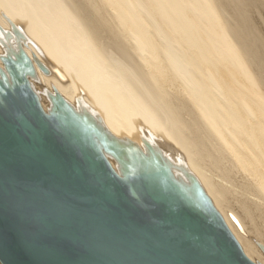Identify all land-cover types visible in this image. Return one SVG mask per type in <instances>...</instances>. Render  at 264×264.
<instances>
[{
    "label": "bare ground",
    "instance_id": "bare-ground-1",
    "mask_svg": "<svg viewBox=\"0 0 264 264\" xmlns=\"http://www.w3.org/2000/svg\"><path fill=\"white\" fill-rule=\"evenodd\" d=\"M19 49L45 111L58 93L193 176L264 264V0H0V56Z\"/></svg>",
    "mask_w": 264,
    "mask_h": 264
},
{
    "label": "water",
    "instance_id": "water-1",
    "mask_svg": "<svg viewBox=\"0 0 264 264\" xmlns=\"http://www.w3.org/2000/svg\"><path fill=\"white\" fill-rule=\"evenodd\" d=\"M0 60V264H257L193 176L58 93L45 111L22 49Z\"/></svg>",
    "mask_w": 264,
    "mask_h": 264
}]
</instances>
